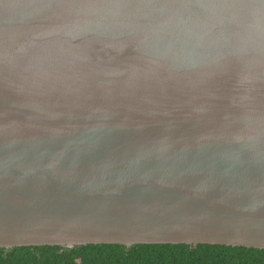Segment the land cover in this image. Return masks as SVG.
<instances>
[{
  "label": "water",
  "instance_id": "water-1",
  "mask_svg": "<svg viewBox=\"0 0 264 264\" xmlns=\"http://www.w3.org/2000/svg\"><path fill=\"white\" fill-rule=\"evenodd\" d=\"M264 249V0H0V248Z\"/></svg>",
  "mask_w": 264,
  "mask_h": 264
},
{
  "label": "trees",
  "instance_id": "trees-1",
  "mask_svg": "<svg viewBox=\"0 0 264 264\" xmlns=\"http://www.w3.org/2000/svg\"><path fill=\"white\" fill-rule=\"evenodd\" d=\"M0 264H264V249L209 244L0 248Z\"/></svg>",
  "mask_w": 264,
  "mask_h": 264
}]
</instances>
